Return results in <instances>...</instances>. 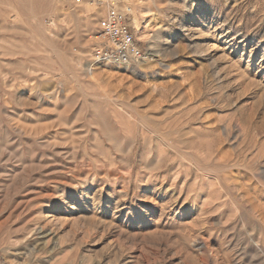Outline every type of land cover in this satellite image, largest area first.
Wrapping results in <instances>:
<instances>
[{
  "label": "rangeland",
  "instance_id": "rangeland-1",
  "mask_svg": "<svg viewBox=\"0 0 264 264\" xmlns=\"http://www.w3.org/2000/svg\"><path fill=\"white\" fill-rule=\"evenodd\" d=\"M77 1L0 0V264H264V0Z\"/></svg>",
  "mask_w": 264,
  "mask_h": 264
},
{
  "label": "built area",
  "instance_id": "built-area-1",
  "mask_svg": "<svg viewBox=\"0 0 264 264\" xmlns=\"http://www.w3.org/2000/svg\"><path fill=\"white\" fill-rule=\"evenodd\" d=\"M101 3L107 8V13L99 24V35L96 37L99 41L94 46L92 60L112 64L144 61L146 52L138 46L127 15L118 10L115 0H103Z\"/></svg>",
  "mask_w": 264,
  "mask_h": 264
},
{
  "label": "bare ground",
  "instance_id": "bare-ground-1",
  "mask_svg": "<svg viewBox=\"0 0 264 264\" xmlns=\"http://www.w3.org/2000/svg\"><path fill=\"white\" fill-rule=\"evenodd\" d=\"M95 1H98V0H95ZM210 25H214L213 23H211ZM223 31V30H222ZM223 33V32H222ZM224 36V35H223ZM227 36V35H226ZM121 63H119V65H120ZM91 70V69H90ZM92 74H93V72H92Z\"/></svg>",
  "mask_w": 264,
  "mask_h": 264
}]
</instances>
